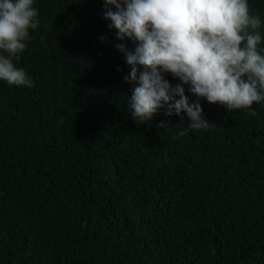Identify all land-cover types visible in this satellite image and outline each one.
Here are the masks:
<instances>
[{
  "label": "trees",
  "instance_id": "16d2710c",
  "mask_svg": "<svg viewBox=\"0 0 264 264\" xmlns=\"http://www.w3.org/2000/svg\"><path fill=\"white\" fill-rule=\"evenodd\" d=\"M248 4L264 20V0ZM33 7L13 61L33 86L0 81V264H264V103L201 98L208 129L166 109L135 121L114 45L136 43L104 0Z\"/></svg>",
  "mask_w": 264,
  "mask_h": 264
},
{
  "label": "clouds",
  "instance_id": "9594fccd",
  "mask_svg": "<svg viewBox=\"0 0 264 264\" xmlns=\"http://www.w3.org/2000/svg\"><path fill=\"white\" fill-rule=\"evenodd\" d=\"M104 6L116 39L136 43L134 50L114 45L131 69L125 81L137 85L129 98L135 121H152L166 109L167 116L186 113L191 129H208L201 98L230 111L264 103V54L258 51L264 20L250 14L248 0H104ZM39 23L33 0H0V81L9 87L33 86L13 61ZM167 73L181 83L173 86Z\"/></svg>",
  "mask_w": 264,
  "mask_h": 264
}]
</instances>
